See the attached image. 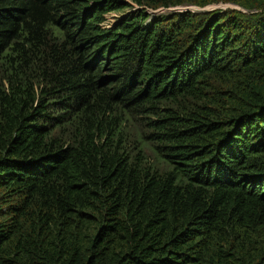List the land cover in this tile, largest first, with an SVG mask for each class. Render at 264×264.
I'll return each instance as SVG.
<instances>
[{
  "label": "trees",
  "instance_id": "trees-1",
  "mask_svg": "<svg viewBox=\"0 0 264 264\" xmlns=\"http://www.w3.org/2000/svg\"><path fill=\"white\" fill-rule=\"evenodd\" d=\"M131 1L0 0V264H264V0Z\"/></svg>",
  "mask_w": 264,
  "mask_h": 264
},
{
  "label": "rangeland",
  "instance_id": "rangeland-1",
  "mask_svg": "<svg viewBox=\"0 0 264 264\" xmlns=\"http://www.w3.org/2000/svg\"><path fill=\"white\" fill-rule=\"evenodd\" d=\"M124 2L129 4V7L124 12H117V13H109L106 16V22H105V28L111 27L113 24H115L117 21H121L122 18H125L127 15L131 14H139L140 8L137 7L131 0H123ZM186 11H192L196 13H205L210 11V9H198L190 6H183L178 8H168V9H158V10H148L149 18L147 22L149 23L151 20L155 19L158 16H164V15H172L177 12H186ZM163 161L160 157L156 158V162ZM162 167H168L166 164H161Z\"/></svg>",
  "mask_w": 264,
  "mask_h": 264
}]
</instances>
